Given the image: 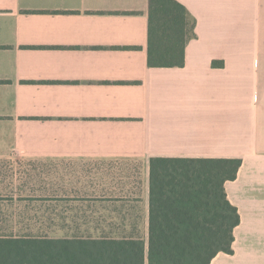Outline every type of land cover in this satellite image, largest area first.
<instances>
[{
  "label": "crops",
  "instance_id": "1",
  "mask_svg": "<svg viewBox=\"0 0 264 264\" xmlns=\"http://www.w3.org/2000/svg\"><path fill=\"white\" fill-rule=\"evenodd\" d=\"M178 1L185 63L150 67L149 0H0V166L76 177L28 196L49 236L147 242L151 157L241 158L233 253L210 264H264V0Z\"/></svg>",
  "mask_w": 264,
  "mask_h": 264
},
{
  "label": "trees",
  "instance_id": "2",
  "mask_svg": "<svg viewBox=\"0 0 264 264\" xmlns=\"http://www.w3.org/2000/svg\"><path fill=\"white\" fill-rule=\"evenodd\" d=\"M148 3L149 66H183L194 18L178 0ZM241 165V158L151 157L147 242L0 229V264H210L220 252L233 253L241 218L225 184L236 179ZM24 199L47 198L19 197Z\"/></svg>",
  "mask_w": 264,
  "mask_h": 264
},
{
  "label": "rangeland",
  "instance_id": "3",
  "mask_svg": "<svg viewBox=\"0 0 264 264\" xmlns=\"http://www.w3.org/2000/svg\"><path fill=\"white\" fill-rule=\"evenodd\" d=\"M116 167V166H114ZM123 168V166L119 167ZM107 180L103 179L102 188L117 187L114 175L107 174ZM76 177L67 176L64 180L47 181L45 175V166L42 163L21 161H4L0 166V195H10V192L16 190L19 195L28 197L29 195H43L48 189H70L74 186ZM65 184V185H64ZM44 208L43 201L36 200H18L12 201L6 197H0V229L20 230L22 228H30L34 231L44 229V223L38 221L37 218H31L35 209L42 210ZM17 210V213H16ZM3 218H8L3 221Z\"/></svg>",
  "mask_w": 264,
  "mask_h": 264
}]
</instances>
